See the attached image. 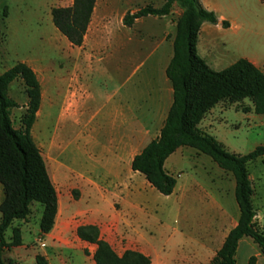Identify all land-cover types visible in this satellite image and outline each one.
<instances>
[{
  "label": "rangeland",
  "instance_id": "1",
  "mask_svg": "<svg viewBox=\"0 0 264 264\" xmlns=\"http://www.w3.org/2000/svg\"><path fill=\"white\" fill-rule=\"evenodd\" d=\"M72 1L0 0V73L18 62H26L36 71L41 82L42 104L32 134L42 150L57 188L60 216H64L71 208L74 215L70 224L92 220L85 216L84 205L77 202L74 195L75 191L86 192L89 187H94L108 195L102 201L103 206L94 210L110 215L107 227L102 228V237L107 239L116 252L138 249L151 257L152 264H209L219 243L214 242L207 248L198 247L201 240L194 238L192 233V220L198 206L194 203L195 194L185 193L184 190L193 182H198L218 202L231 200L233 205H237L235 189L231 187L232 173L220 172L221 168L207 154L189 156L186 153L195 150L186 146L183 147L184 155L179 152L169 162L178 180L175 192L169 196L161 194L149 184L144 175L132 170L120 171L114 175H98L106 162L103 148L111 132L109 108L98 111L89 126L86 113L78 109L77 95H73L70 103L62 108V92L65 86L57 84L56 91V83L52 81L53 74L60 75L62 58L75 54V50L54 26L51 10L56 6L70 5ZM101 2L109 3L112 13L119 19L128 11L135 12L147 4L159 7L165 0H100L98 11ZM209 5L215 12L225 15L232 22V27L229 20L230 29L224 28L220 23L218 28L214 27L209 36V45L205 46V54L201 50L205 58L200 55L216 70L228 67L241 57L249 58L264 70V0H209ZM182 12L183 8L178 4L173 6L169 17L175 29V22ZM137 28L142 32L154 31L158 41L163 32V21L146 20ZM139 39V34L133 41L125 37L112 49L111 57L106 60L111 72L107 76L96 73L89 80L93 97L87 105L88 108L95 109L104 103V93L112 86L122 87L125 84L131 64L139 55L147 64L135 76V82L152 65L156 69L152 71L149 81L158 84L160 76L167 78L160 68L161 63L155 61L160 51L156 54L152 51L157 41L148 38L143 44ZM9 94L18 103L12 109L14 126L21 128V119L28 103L24 81L14 80ZM221 103L235 106V109H245L252 104L249 99L238 102L226 100ZM231 131L228 140L243 154L251 152L258 145H264V126L251 130L247 126H232ZM254 166L264 170V161L260 160ZM135 186L139 187L140 194L131 199L129 194ZM2 196L3 188L0 185V197ZM42 210L43 206L35 202L27 220L14 222V226L23 227L25 246L6 248L4 259L7 262L37 264L36 256L46 251L45 241L38 234ZM6 236L8 239L12 236L11 228ZM205 236L206 234L201 235L202 240L207 238ZM67 245L74 244L59 240L55 252L51 253L52 260L55 259L53 264H64V261L68 264H90L91 257L83 259L77 251L66 250L64 247ZM91 249L95 251L96 247L88 246L87 255ZM238 263L247 264L242 252L239 253Z\"/></svg>",
  "mask_w": 264,
  "mask_h": 264
},
{
  "label": "trees",
  "instance_id": "2",
  "mask_svg": "<svg viewBox=\"0 0 264 264\" xmlns=\"http://www.w3.org/2000/svg\"><path fill=\"white\" fill-rule=\"evenodd\" d=\"M96 4L97 0H73L70 5L52 8L54 26L71 45L81 47L84 44ZM175 4L183 8V12L176 21L173 56L166 68L173 88V102L160 134L134 156L131 167L166 196L173 194L178 180L166 169L165 162L180 147H191L207 154L220 168L231 172L235 178L240 216L238 224L230 230L209 264H237L236 251L245 236L252 237L264 253V230L254 221V189L248 169L251 161L264 155V145L256 146L247 154L235 153L214 135L202 130L199 124L213 107L226 100L249 99L255 112L264 115V71L244 57L221 70L207 63L198 51L202 24L220 23L228 28L230 22L220 20L217 13L205 7L201 0H165L159 7L147 4L135 12L128 11L123 23L132 26L136 19L144 16L168 15ZM16 79L24 81L28 96L21 128L14 126L12 109L18 103L9 94L10 85ZM41 104L42 85L29 64L18 62L0 73V185L3 188L0 264H12L4 259L6 248L23 244L21 228L13 224L28 219L33 203L43 206L39 223L41 237L51 232L56 223L58 191L32 134ZM75 192L74 196L78 198L79 193ZM9 228L12 229L10 239L6 236ZM76 233L82 240L96 244L94 264H152L151 257L141 251L116 252L102 237L97 225H79ZM36 262L50 264L42 255L36 256ZM249 264H256L254 256L249 259Z\"/></svg>",
  "mask_w": 264,
  "mask_h": 264
},
{
  "label": "crops",
  "instance_id": "3",
  "mask_svg": "<svg viewBox=\"0 0 264 264\" xmlns=\"http://www.w3.org/2000/svg\"><path fill=\"white\" fill-rule=\"evenodd\" d=\"M99 1L100 0H97L84 44L81 47L72 45L75 54H69L68 57L62 58L60 75L57 73L53 74L52 81L56 83V91L58 90L57 84L61 83L65 86L62 92V108H65L70 103L73 95H77L78 109L86 113L89 126L92 123L91 120L98 111L105 107L109 108L111 132L103 148L106 162L102 165V169H100L98 174L99 176H107L117 174L120 171H134L131 167L134 156L151 140L158 137L164 126L165 119L173 102V88L168 77L160 76L158 84L149 81L151 79L150 76L153 75L152 71L156 69L154 65L147 69L148 72L151 71L150 73L146 72L142 74L135 82V76L138 75L141 69L147 64L140 55L133 60L125 84H120L122 87L118 85L112 86L110 90L108 89L105 91V102L95 109L87 107L93 97V92L88 82L96 73L100 75L105 74V76H107V74L111 72L107 66L106 60L111 57L112 49L119 45L125 37L133 41L134 37L139 34V40L143 44L147 42L148 38L157 41L154 31L142 32L137 28L139 24L146 22V20L151 22L163 21L162 35L159 37L154 47H152V51L153 54L160 51L158 59L155 61L161 63L160 68L166 73V68L173 56V40L176 29L175 25L170 23L171 20L169 16L171 13L162 17L153 15L144 16L136 19L132 26H126L123 23L124 15L117 19L115 14L112 13L109 3L101 2V7L98 11ZM201 1L205 7L212 10L209 5V0ZM217 15L220 20H229L225 15L219 14L218 12ZM153 26L154 25H152V27ZM217 26H219V24H211L208 22L202 24L198 42V51L202 56L201 50L205 54V48L208 47V42L210 41L209 36L213 32L214 27L218 28ZM231 27L226 29H230ZM203 57L205 58V56ZM252 62L255 63L254 61ZM110 78H112V76H110ZM247 108L248 110L235 109V106L222 105V103H219L206 114L200 122L199 127L214 135L218 140L223 142L230 151L243 154L234 143L228 140L232 134L231 127L247 126V128L251 130L256 127L264 126V115L257 114L253 104L248 105ZM183 147L178 148L165 162L166 169L172 174L173 168H171L169 162L175 154L179 152L181 155L185 154ZM194 150L195 151L187 152L186 154H189V156L193 154L201 155V152L196 149ZM260 160L264 161V155L251 161L248 165V169L254 189L253 205L256 211L254 221L257 223L258 227L264 230V170H259L254 166V164ZM251 166L253 167L252 170L250 169ZM220 172L231 173L222 168ZM235 185V178L233 176L231 187L235 189ZM130 192L131 194L129 195L131 199H134L139 196L140 189L138 186H135ZM184 192H193V194H195L194 203L197 204L198 209L195 211V218L192 220L194 225V232L192 233L194 238L196 237L201 240L198 242V247L200 249L207 248L209 245L216 242L219 243V250L230 230L238 224L240 216L238 203H236L237 205H233L231 200L218 202L208 193L206 187H203L202 184L198 182L190 184ZM106 197H108V195L103 192V190L100 191L94 187H89L86 192L79 191V197H74V199L84 205L85 216L92 218V220L84 223L76 225L70 224V219L74 215V211L71 208L68 209L62 217L58 211L54 228L51 232L42 237L47 248L46 251L41 254L50 264H53V261H55L54 258L52 260L51 253L55 252L59 240L72 242L74 245H67L64 248L71 252L77 251L83 256V259L91 257L92 261L90 264H94L93 255L95 251L91 249L89 251L90 254L87 255L86 248L90 245L97 246L96 244L89 243L79 238L76 233V228L79 225L85 224L97 225L103 236L102 228L107 227L111 217L106 212L95 211L94 209L101 208L103 206L102 201ZM1 199L0 197V200ZM20 228L23 244L14 247L25 246L23 241V227L20 226ZM38 234L41 237L40 227L38 229ZM202 234H206L205 237L207 238L202 240ZM240 252L244 253L247 264H249V259L253 256L256 258V264H264V253L261 251L258 244L254 242L252 237L245 236L240 240L236 251L237 264H239L238 259ZM64 264L68 263L64 261Z\"/></svg>",
  "mask_w": 264,
  "mask_h": 264
}]
</instances>
